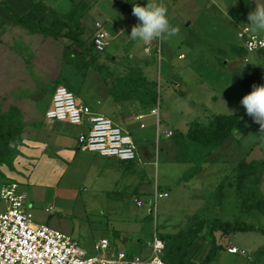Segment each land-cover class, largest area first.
I'll return each mask as SVG.
<instances>
[{
    "label": "rangeland",
    "instance_id": "obj_1",
    "mask_svg": "<svg viewBox=\"0 0 264 264\" xmlns=\"http://www.w3.org/2000/svg\"><path fill=\"white\" fill-rule=\"evenodd\" d=\"M35 1L52 8L63 21L66 13H73L88 45L106 18L138 23L132 3L126 0ZM146 2L164 6L170 28L176 31L147 44L132 39L130 32L121 33V40L109 33L107 49L97 54L103 63L114 59L104 64L108 74L98 72L86 58L67 57L66 48H74L69 38L13 24L0 4V156L11 161L0 164V185L21 181L31 220L56 219L59 230L88 251L107 236L116 248L137 252V239L148 240L154 230L165 237L196 227L199 237L189 254L200 261L210 249L212 219L252 224L264 231V135L251 117H240L232 135L207 151L198 173L188 181L177 182L196 164L176 160L179 148L187 143L179 134L186 136L196 122L206 124L212 113L245 111L241 98L254 85L264 84V49L247 52L240 35L241 28L249 27L248 14L264 0H135L141 6ZM54 24L57 28L58 20ZM66 30L63 27L61 32ZM257 33L264 38V31ZM158 43L159 57L155 50L152 57L142 49L139 52L141 45ZM179 53L185 58L178 59ZM138 64L158 91L157 104L139 103L145 111L121 122L129 129L140 160L125 163L87 155L79 167L74 161L55 184L49 178L50 162L45 161L37 182H23L34 159H24V147H34L37 141H47L42 143L48 147L71 142L77 132L76 126L59 122L58 141L52 142L51 121L44 112L54 89L63 85L76 96L90 91L112 94L117 80ZM251 74L253 78L247 80ZM169 75L175 80L166 85ZM139 114L144 116L137 120ZM156 189L169 194L156 198ZM213 234L221 249L210 264H264V233L259 230ZM166 240L171 244V239ZM230 246L240 252L229 253Z\"/></svg>",
    "mask_w": 264,
    "mask_h": 264
},
{
    "label": "built area",
    "instance_id": "obj_2",
    "mask_svg": "<svg viewBox=\"0 0 264 264\" xmlns=\"http://www.w3.org/2000/svg\"><path fill=\"white\" fill-rule=\"evenodd\" d=\"M240 35L247 52L264 49V38L249 27H243ZM107 43L106 32L98 28L92 37L94 50L103 52ZM143 116L137 115L138 119ZM44 117L84 125L76 139L81 149L126 162L140 160L127 129L110 117L93 111L89 105L76 101L74 93L63 85L54 89ZM140 126L143 127L144 123ZM156 129L158 133V127ZM171 133L170 130L166 131L167 136ZM166 196L167 191L155 190L156 198ZM0 201L3 204L0 211V264H169L163 257L165 243L156 230L148 240L136 241L137 252L116 248L106 236L100 237L93 244V250L88 251L70 234L31 220L26 212L28 204L20 182L13 180L2 183ZM227 251L232 254L240 252L236 246L228 247Z\"/></svg>",
    "mask_w": 264,
    "mask_h": 264
},
{
    "label": "trees",
    "instance_id": "obj_3",
    "mask_svg": "<svg viewBox=\"0 0 264 264\" xmlns=\"http://www.w3.org/2000/svg\"><path fill=\"white\" fill-rule=\"evenodd\" d=\"M3 5L11 12L13 24L21 25L29 30L38 31L46 36H64L69 38L74 44V48L72 50L66 48L64 52L67 57L78 55L82 58H86L94 64V67L98 72L108 74L106 72L107 67L98 62V52L94 50L92 41L88 45L85 40L82 39L83 29L79 22L76 21L73 13H67L65 15L66 20L63 21L53 12L59 23L58 27L54 28L45 25L41 21H34L24 14H18L6 3H3ZM63 27L67 28L65 32H61ZM255 74H258V72ZM253 76L254 74L249 75L247 80H250ZM111 93L117 100L124 99L127 96H133L139 100L143 107L153 106L158 97L155 84L144 77L139 67H131L128 74L118 79L117 83L111 88ZM245 115V111H239L233 114L212 113L206 124L196 122L189 129L186 136L179 134V138L183 140L187 139V143L179 148L176 160L178 162H192L195 163L196 166L186 170L177 182L188 181L196 175L199 171L200 162L204 159L207 151L210 148H216L222 145L223 142L232 135V129L240 117ZM10 163L11 161L9 159L0 156V164L8 165ZM252 230H259L264 233L262 229L257 228L252 224L222 222L217 219L210 220L208 234L211 237V245L207 254L200 261L192 260L189 254L190 248L199 237V229L196 227L187 228L176 234H168L165 235V237L159 233V236L165 243L164 260L169 264H210L216 259L221 249V245L216 243L213 234L215 231L230 233L233 231ZM166 238L172 240L171 244Z\"/></svg>",
    "mask_w": 264,
    "mask_h": 264
},
{
    "label": "crops",
    "instance_id": "obj_4",
    "mask_svg": "<svg viewBox=\"0 0 264 264\" xmlns=\"http://www.w3.org/2000/svg\"><path fill=\"white\" fill-rule=\"evenodd\" d=\"M141 1H143V0H141ZM218 1L219 0H215L216 3H218ZM162 2H163V0H162ZM162 2H161V4H162ZM3 3H6L7 5H9L18 14H24L34 21H41L45 25L54 27L55 26L54 21L57 22L56 16L58 17V15L56 14V12L52 8L45 5L44 3H41L40 1H35V0H4V1L0 2V4L4 7ZM28 4H29V6H28ZM33 4L35 6H33ZM224 4H225L224 7L226 9L227 4L226 3H224ZM4 9L6 11H8L7 12L8 14H10V18H11L10 20L12 22L11 12L8 9H6L5 7H4ZM44 10L49 11V13H47V12H46L47 14L44 13L45 12ZM53 12L56 14V16L53 14ZM226 14L229 15L228 13H226ZM133 26H134V24H132V22H130V21L125 22V23L123 22V20L118 21V22H115V21L110 22L109 18H106L105 21L103 22V25H102L103 28L102 29L107 33V36L109 33H111L114 35V37H117L121 40L122 39V38H120L121 33L127 34V33L131 32V28ZM54 28H56V27H54ZM242 29L243 28H241V30ZM251 31L254 32L253 30H251ZM254 33L258 34L257 32H254ZM242 40L244 43L243 38H242ZM159 43H160V41H159ZM159 43L156 45L150 44L146 47H143V45H141L139 52L142 49L143 53L146 52L151 57L156 53H158L156 55H158V57H159V56H161V51H162V49L159 47ZM107 46H108V43H107ZM107 46H106L105 50L107 49ZM154 50H155V52L153 54ZM258 51H260V50H258ZM253 52H255V51H253ZM180 55H183V56L181 57ZM177 58L178 59H184L185 55L183 53H179L177 55ZM109 60L113 61L114 59L111 57V59H109ZM110 61H108L106 59V62H110ZM98 62L103 64V65L106 64V62L103 63V60L100 59L99 56H98ZM109 64H112V63H109ZM139 65H141V64H138L137 66L139 67ZM168 71L171 74V69H168ZM172 80H175L174 77L169 75L168 76V82L166 83V85H169ZM150 82H152V81H150ZM174 86H176V84ZM75 97H77L79 102L89 105L93 111L110 117L117 124H119L121 127L125 128L127 130H129V129L126 126H124L121 122H126L127 120H130V118L132 119V117H131L132 114H135L137 112L143 113L145 111L144 109H140V107H139L140 102L138 99H135V98L130 100L129 102H126L123 99H120V100L115 99L114 96L110 93H105V94L99 95L98 93L91 92V91L80 93L78 96L75 95ZM157 100H158V97H157ZM157 103L158 102L156 101L155 104H157ZM94 104H97L98 108H96L94 106ZM136 119L139 120L137 117H136ZM46 120L51 121V132H52L51 134L53 136L52 142L58 141V136L60 135V132L58 131L57 128L55 130V126H57V124L59 122L60 123H68V122L54 121V120H49V119H46ZM157 120H159V119L157 118ZM239 120H238V122H239ZM158 123H159V121H157V123H156L157 127H158V125H157ZM237 123H236V125H237ZM72 125L77 127V132H76L75 136H72V137H74V139L71 140V142L70 141H68V142H56L57 143L56 145L48 147L47 143H42V142H47V141H42V142L37 141L36 145L34 147H24V149H25L24 152L26 155V157L24 159L30 160L31 157H34V159H33V164L31 166V169L26 174V177H22L23 182H25V181L28 182L29 180L37 182L35 178H37V173H38L39 169L41 168V165H43L45 161L50 162L49 163V165H50V177L49 178L52 179V181H51L52 184L53 183L55 184L56 182L57 183L60 182V179H62V177L64 176V174L66 173L68 168L71 166V164L74 163V161L76 162L77 166L79 167L80 161L82 160L83 157H85L87 155H91V156L94 155V156H99V157L106 158V159H113V160H117L120 162L131 163V162L122 161V160L112 158V157L101 156L99 154L87 151L85 149H81L80 147L77 146L76 139H77L78 133L84 129V125H82V126L75 125V124H72ZM236 125L234 126V128L236 127ZM234 128L232 129V133H233ZM38 142H40V143H38ZM92 177H93V175H92ZM18 182H20V184L22 186L21 181H18ZM164 190L168 192V190H166V189H164ZM26 199H27V196H26ZM2 209H3V204L1 202L0 203V211ZM47 211H49V210H47ZM42 223H46V224L51 225V226H53L52 224H54V227H56V228L61 226V225H59V223L56 219H50V216L47 217V219ZM138 240H140V239H137V241ZM111 243H112V241H111Z\"/></svg>",
    "mask_w": 264,
    "mask_h": 264
},
{
    "label": "clouds",
    "instance_id": "obj_5",
    "mask_svg": "<svg viewBox=\"0 0 264 264\" xmlns=\"http://www.w3.org/2000/svg\"><path fill=\"white\" fill-rule=\"evenodd\" d=\"M126 2L132 3V14L138 19V23L131 28L129 34L132 39L147 44L161 38L166 33L176 31L170 28L167 9L164 6L154 2H146L141 6L135 3V0H126ZM248 21L250 30L264 31V3L248 14ZM240 104L245 113L259 124L261 135H264V84L254 85L252 90L241 98Z\"/></svg>",
    "mask_w": 264,
    "mask_h": 264
}]
</instances>
